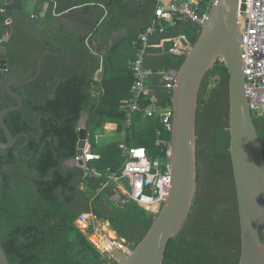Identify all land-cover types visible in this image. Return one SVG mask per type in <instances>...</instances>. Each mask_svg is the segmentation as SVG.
I'll return each mask as SVG.
<instances>
[{
  "label": "trees",
  "instance_id": "trees-1",
  "mask_svg": "<svg viewBox=\"0 0 264 264\" xmlns=\"http://www.w3.org/2000/svg\"><path fill=\"white\" fill-rule=\"evenodd\" d=\"M55 1L61 16L53 15L50 3L45 15L38 18L29 13V0L1 2L5 13L0 15V33L4 35L8 28L12 33L0 45L3 48L0 59L8 61V70L0 79V114L17 104L6 91V85L34 77L40 58L47 51L49 54L37 80L24 87H11L23 96L24 106L5 117L16 140L11 148L0 149V244L10 264H116L100 254L77 229L75 221L81 214L92 212L101 221L109 222L118 236L134 247L152 226L154 219L136 203L120 208L108 202L107 191H101L108 176L120 171L125 159L117 144L98 150L96 128L102 118L105 126L115 123L122 132L126 118L120 106L130 96L126 91L106 93L95 104V76L102 63L94 53V38L89 30L75 28L64 19L70 12L90 13L99 4L105 5L111 15L121 14L126 8L124 0H99L95 5H91L92 0H80L68 8L63 0ZM9 19L11 25L4 26ZM77 24L91 25L88 20H79ZM112 24L111 29L122 25L117 20ZM200 31V27L182 22L156 34L150 44L180 36L194 44ZM128 34L133 40L139 30L130 28ZM172 46V42H166L161 48L149 49L146 66L155 71L179 70L185 56L172 54ZM212 72L213 69L204 78L199 95L196 197L183 230L168 244L164 264L240 261V219L229 151L230 75L227 67L221 65L217 69L218 81L211 87ZM152 95L163 105L171 100L158 78L150 90L149 96ZM85 113L90 114L92 151L100 154L99 159L87 165L93 172L89 182L85 169L70 163L78 156L79 124ZM143 122L142 115L136 114L127 140L130 146L146 148L149 157L154 158L159 153L154 145V131L159 124L150 120L141 131ZM255 125L264 153V117H256ZM165 138H171V134ZM0 141L7 142L1 124ZM88 191L94 192L95 197H89Z\"/></svg>",
  "mask_w": 264,
  "mask_h": 264
},
{
  "label": "water",
  "instance_id": "water-1",
  "mask_svg": "<svg viewBox=\"0 0 264 264\" xmlns=\"http://www.w3.org/2000/svg\"><path fill=\"white\" fill-rule=\"evenodd\" d=\"M197 41L191 45L178 70L173 90L174 110L171 131V191L158 216L142 241L129 256L112 252L116 264H164L169 242L183 230L197 193V112L201 86L215 62L223 59L230 75L229 133L230 155L235 181L241 231L239 264H264V153L261 140L246 96L242 36L239 23L241 0H214ZM12 29L4 31V41ZM144 33V31H142ZM46 52L39 60L38 70L31 79L10 81L5 89L17 102L0 114V124L7 142L0 141V149L11 148L15 138L5 123L11 112L23 108L24 98L11 90L37 80L42 72ZM8 70V61L0 59V79ZM80 121L78 155L83 157L88 132ZM73 166L85 169L86 182L92 177L84 160ZM111 196V193H108ZM0 264H10L0 244Z\"/></svg>",
  "mask_w": 264,
  "mask_h": 264
},
{
  "label": "built area",
  "instance_id": "built-area-1",
  "mask_svg": "<svg viewBox=\"0 0 264 264\" xmlns=\"http://www.w3.org/2000/svg\"><path fill=\"white\" fill-rule=\"evenodd\" d=\"M214 3V0H158L152 24L133 41L136 57L129 62L133 83L129 99L120 107L126 118L123 131L126 133L133 126L136 114L157 119L159 127L154 145L159 153L150 158L144 147L126 143L119 145L125 163L120 171L108 176L101 191L110 192L111 200L120 208L134 202L155 219L171 191L172 145L171 138L167 139L165 136L171 134L173 126L172 98L178 70L155 71L146 66L148 51L154 48L150 40L168 27L182 22H190L201 28ZM57 6V2L53 1L55 17L61 16ZM4 13V6L0 3V15ZM11 23L10 19L6 20L4 26L8 27ZM239 23L246 96L254 118L264 117V0H241ZM1 30L0 27V32ZM4 37L5 35L0 36V45ZM165 41L173 43L170 52L179 57L185 56L192 45L185 36L163 42ZM156 78L162 82L163 88L171 97L164 105L156 95L149 96ZM99 158L100 156L91 154L87 149L83 157L77 156L75 161L78 163L84 160L88 163ZM110 187L113 190H108ZM75 226L109 262L114 261L113 251L117 250L124 256H129L134 249L132 244L118 236L109 222L101 221L92 212L81 214L76 219Z\"/></svg>",
  "mask_w": 264,
  "mask_h": 264
},
{
  "label": "crops",
  "instance_id": "crops-1",
  "mask_svg": "<svg viewBox=\"0 0 264 264\" xmlns=\"http://www.w3.org/2000/svg\"><path fill=\"white\" fill-rule=\"evenodd\" d=\"M53 1L56 2L55 0H29L28 11L29 13L32 14V16H34V18L43 17L47 12L50 3H53ZM78 1L80 0H63L66 8H68L71 3ZM92 1L94 2L91 5H95L94 3L98 2L99 0H92ZM1 2L2 0H0V3ZM157 2L158 0H124V5L126 9L125 10L123 9V12L121 14L116 13L115 15H111L107 10L106 6L102 4L97 5L98 8L95 10H91L90 13L70 12L69 14H66L64 22L69 23L75 28L79 27L81 30L85 32L89 30L92 33L91 37L93 36L94 38L93 40V48L95 50L94 53L95 55H97V57L102 63L101 69L98 71V73L95 76L97 87H96V94L94 96V100H95L94 102L96 105L100 103L101 99L105 96L106 93L110 94V93H118V92L126 91V93L130 96L129 90L132 85V77L129 71V62L136 57V50L133 46V41L140 34H142V31L145 32V30L152 24V22L150 23V19L152 21L154 19V11ZM92 13L96 14L97 17L100 19L97 23L96 20H98V18L95 17V15L93 16ZM79 20L80 21L88 20L90 21L91 25L90 26L85 25V27L84 26L81 27L79 24H77ZM113 20L115 21L117 20L118 22H121L122 25L111 29V26H113L112 24ZM130 28L139 30V35L133 40L129 38L128 29ZM164 40L159 42L160 44L153 45L154 48H161L167 42V41L163 42ZM155 46H159V47H155ZM2 51L3 48L0 47V53ZM119 60H122V62L124 60L125 63L124 67L116 66L115 63H117ZM110 71L114 73L117 72V75H115L116 78L113 81L105 80V78L108 77ZM125 71L127 72L128 75V81L122 79L123 75L125 74ZM115 81H119L120 83L117 84L115 83ZM127 94H125L124 96H126ZM126 98L124 99L122 104H124L127 101ZM110 102L114 103L113 100ZM83 119H84L83 126L88 132V139L86 141V145L83 151L89 149V152L91 154L100 156V154H95L92 151L91 144L89 141V137L92 134L91 127L89 125L90 114L85 113L83 115ZM101 120L102 121L100 123L101 124L100 127L98 129L96 128V135H97L96 140H97L98 150L102 147H106L111 144H117L119 146L121 143H126L127 145H129L127 140L128 138L127 132L125 133L123 130L122 132L118 131L117 124L115 123H111L105 126L106 124L104 119L101 118ZM142 120H144L143 122L144 127L140 129L141 131H143L146 128V125L151 123L150 120L153 122L156 121V123L158 121L155 118H144L143 116H142ZM156 131H157V127L155 128L154 131L155 139H156Z\"/></svg>",
  "mask_w": 264,
  "mask_h": 264
},
{
  "label": "rangeland",
  "instance_id": "rangeland-1",
  "mask_svg": "<svg viewBox=\"0 0 264 264\" xmlns=\"http://www.w3.org/2000/svg\"><path fill=\"white\" fill-rule=\"evenodd\" d=\"M116 64V66H118V67H120V66H123L124 67V60H123V62H122V60H119L117 63H115ZM225 65V62H224V60L223 59H219V60H217L216 62H215V64L213 65V67H212V69H213V72H212V74H211V76H210V84H211V87H213V86H215L216 85V83H217V81H218V74H217V69L221 66V65ZM122 70V69H121ZM123 72V71H122ZM115 75H117V72H112V71H110L109 72V74H108V77H107V81H113L115 78H116V76ZM122 79H125L126 81H128V75H127V72L125 71V74L123 75V78ZM115 83H117V84H119L120 82L119 81H115ZM85 189H87L86 187H85ZM110 190H113V188H110ZM95 193L94 192H91V191H88V196L89 197H95ZM107 200H108V202L110 203V202H112L113 203V201L111 200V198L109 197V198H107Z\"/></svg>",
  "mask_w": 264,
  "mask_h": 264
}]
</instances>
